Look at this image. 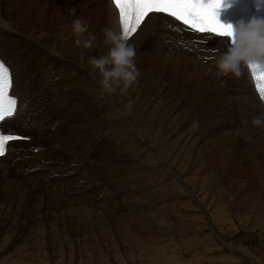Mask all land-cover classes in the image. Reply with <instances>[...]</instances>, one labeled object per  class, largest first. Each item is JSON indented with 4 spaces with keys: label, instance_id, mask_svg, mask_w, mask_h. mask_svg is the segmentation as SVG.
Wrapping results in <instances>:
<instances>
[{
    "label": "rangeland",
    "instance_id": "obj_1",
    "mask_svg": "<svg viewBox=\"0 0 264 264\" xmlns=\"http://www.w3.org/2000/svg\"><path fill=\"white\" fill-rule=\"evenodd\" d=\"M51 1L55 6V3L60 0ZM62 3L64 4L63 1ZM39 9L35 7L34 11ZM58 9L64 14L62 18L64 17L66 22L71 21L70 12L75 8L63 10L60 6ZM145 29L138 40L141 43H148V47L135 57L136 67L139 69L141 77L129 86L132 87V91L127 88L132 98L135 96L134 100H137L132 105L131 110L141 111L142 108L145 110L142 106H144L147 98L141 97L140 91L141 84L145 83L148 87L150 86L147 92L149 95L157 93V91L159 92L157 93L158 99L165 95L168 104L175 106L171 113L179 114V120L184 116L183 122L190 123V121L187 122V118L190 115L193 118V107L197 108L198 112L196 111V113L201 112L200 114L208 119L209 115L207 114L209 112L207 113V111L214 108L217 103L211 102L212 107L205 108L204 102L206 103L208 100H201L200 98L211 93L221 96L222 102L226 95L224 90L231 88L227 75H218L205 67L203 68L205 63L198 65L197 62L196 66L192 61L181 63L173 54L172 62H168V59L165 58L167 54L161 55L163 59L165 58V63L158 62L157 60L161 58L156 53V37H147L149 26ZM61 39L59 37V40ZM157 39L159 40V38ZM141 43L138 45L142 46ZM167 43L165 45H168ZM135 47L139 48L137 45ZM180 48L183 53L188 54L190 52L186 47ZM54 51L56 55L60 54V51L55 50V48ZM212 54L215 53L212 52ZM180 65L184 67L182 68ZM189 67L191 68L186 70ZM23 68L26 69L27 65ZM28 74L30 73L28 72ZM186 74L191 77L189 78ZM31 76L36 77L35 75ZM78 77L79 75L75 76L76 79ZM196 78L200 79L201 82ZM221 88L223 90H219ZM73 89L75 91L73 94L67 93V97L70 98L67 109L80 106L85 99L82 88V91L76 87ZM33 91L35 93L28 92L26 94V100L29 95H33L28 111L33 110V105L36 102L34 95L37 94L38 87H34ZM242 91L252 92L249 82L243 85ZM232 96L234 99L236 93ZM140 104L142 105L140 106ZM112 106H110L112 111L109 107L110 111H103V115L102 113L99 114L97 110L92 112L93 109H89L85 105H82V108H85L76 115H73L71 110L61 113L65 123L58 125L57 130L60 129V126L64 129L51 142L53 143L52 146L54 144L61 145L58 149L64 147L61 156L51 151L44 153L47 156L38 160L35 159L36 155L30 154L28 149L30 146L41 147L43 144L34 142L26 148L19 147L21 149L10 157V161L6 162L7 165H0V264H264V151L260 152V148L252 146L255 141H258L255 133L240 130L243 128L240 121L244 120L249 124V116L239 114L236 119L238 127H240L236 129V132H243V135L239 136L240 138L229 136L222 141L219 138L222 132L221 134L218 133L216 131L218 129L213 127L204 131L191 126L193 132L197 129L194 135L193 133L191 135L194 137L193 139L191 136L189 139L185 136L186 130L177 132L178 143L176 147L174 144L173 149L170 148L169 150L171 156H178L175 165L177 169L173 172L171 167L167 168L168 176L166 175L167 177L162 179L160 178L161 167L162 170L166 169L164 163L167 161L169 165L172 160L170 157L166 158V148L162 146L164 144H160L158 138L161 135L157 136L160 134V129L158 130L159 121L155 117L156 115L153 114L152 117L154 118L151 117L152 119H146V116L135 115L132 111L136 117L144 120V123L147 122L145 126L149 129L144 130L145 128L142 129L141 127L143 122H135V119L128 115L129 121L125 118L127 123L124 115L118 109L121 107H118L117 104ZM38 108L30 116L33 121L42 118L46 121H52L50 116L52 110L49 107ZM234 108L230 114L238 112L237 105ZM26 112L24 114L25 120L28 117ZM89 116H93L94 120H87ZM101 116L104 118L107 116V124L106 121H101L104 119ZM96 117L102 123L99 122L98 124L95 121ZM82 120L81 126L72 128L76 122ZM118 122L120 125L116 126ZM130 122H134L133 125ZM109 124L114 128L117 127L124 132L126 131V137L120 139L117 130H112L115 132L113 136ZM151 124L154 128L150 127ZM217 125L219 129L224 126L222 124ZM25 126V130L34 133L29 135L33 136L37 133L38 123L26 121ZM166 126L170 125L167 124ZM171 127H168L170 132L171 130L175 132L174 128L171 129ZM100 128H104V130L95 132ZM42 131L40 129V132ZM236 132L234 133L236 134ZM96 133H99L98 136ZM38 134L41 135V133ZM54 135H49L50 140L54 138ZM131 135L135 140L129 139ZM151 136L157 137L152 138ZM247 136L251 137L248 139ZM79 137H83L81 142H77ZM150 137L152 138L151 141ZM174 137L171 139L175 142ZM153 139L158 141L154 142ZM50 140L44 142L49 143ZM127 145H132V148L130 147V149ZM75 147L80 152L77 154V162L74 163L75 158L70 154ZM173 152H175L174 155L171 154ZM206 153L210 157L206 158ZM219 155L225 158L224 162L221 161L222 157ZM53 157L59 163V165L55 164L56 167L60 168L63 165L65 167L63 170H58L59 174L48 176L46 167L49 166L48 164L54 165V160L51 159ZM146 157L148 158L146 159ZM213 157L214 161L212 160ZM31 169L35 172L27 174V170ZM178 169H182L181 173ZM192 169L197 171L194 173ZM7 170H11L10 173L6 174L5 171ZM187 170L192 171L194 176L196 175L195 181L187 177ZM214 170H219L223 175L222 177L221 174H219L220 177L215 175L219 178L213 179L214 187L211 188L209 186L211 180L208 181L205 178L202 179L204 186H199L198 184L203 185L200 180L201 177L208 176V174L212 175ZM139 171L142 173L140 174ZM134 172L140 174V177L132 178L134 183L129 185V190L126 193L125 180L129 176L131 177ZM2 173L5 174L2 176ZM186 180L190 182L188 183ZM167 181L168 183H174V181L181 183H174L173 187H167L180 191V185H183V192L180 194L165 189L162 184ZM188 184L198 186L194 190H190L187 187ZM116 185L120 187L118 188ZM134 185L137 186L133 187ZM175 185H177L176 188ZM188 200H192L193 205H196H189L190 201L188 203ZM182 201H185V204ZM156 215L157 217H155ZM147 251L148 254H146Z\"/></svg>",
    "mask_w": 264,
    "mask_h": 264
},
{
    "label": "bare ground",
    "instance_id": "obj_2",
    "mask_svg": "<svg viewBox=\"0 0 264 264\" xmlns=\"http://www.w3.org/2000/svg\"><path fill=\"white\" fill-rule=\"evenodd\" d=\"M55 1H57V0H55ZM62 1L64 2L65 5L62 3ZM60 6L63 8V10H65L66 8H71V9L75 8V10H72V12H70L71 21L66 22L63 19L64 17L62 18V15H64V14H62V12L58 9V7L60 8ZM35 7L40 8V9L34 11ZM54 9H57V10H54ZM65 18H67V17H65ZM77 18L85 20L88 23V32L82 34V36H78L77 34L73 33V31L70 27L72 24V21L74 19H77ZM68 19H69V17H68ZM110 26H115L118 29L116 10L112 5L111 0H60L58 3H55V6L53 5V2L51 0H0V56L2 57L3 61H5L8 66H10L11 70L16 71L15 76H17V79H16L17 85L21 86L20 88H23V91H24L23 95L25 96V98H26V94L28 92L35 93V91H33V88L38 87L37 94L34 95L36 102L34 104L35 107L33 105V110L28 111L29 107L28 106L25 107L10 122L6 123L5 127L7 129H10V128L21 129V128H24L26 121L29 123H34V124L36 122V123H38V126H37L38 130H36V129L35 130L37 133H41V135L39 134V137L45 136V137H42L41 139H39L38 141L44 142V141H49V139L46 136H47V134H49L48 130L50 129L51 124H53L54 122L52 123V121H46V120H44V118L39 119L37 121H33L30 116H32L36 112L35 111L36 108L39 109L38 107L47 106L51 110L55 108L59 111H62L61 113L65 112L67 110H71L70 112L73 115H76V114H78V112L81 109L85 108V107L82 108V105H85L87 108L93 109L92 112H94V110H97L98 113L100 112L99 114L102 113V115H103V111H105V110L110 111L109 107L117 104L118 107L119 106L121 107L118 109L124 115L123 116L124 119L125 118L127 119V116L131 115V117H133L132 119H135V122L136 121L137 122L141 121V123L143 122L141 127H142V129L145 128L144 130L149 129L145 126V124L147 122L144 123V120L143 121L140 120L135 115H141L142 114V115L146 116V119H148V118H151L153 114H155L156 116L155 115L154 116L159 121L158 130L160 129V131H159L160 134H157V136L161 135L158 138L160 140V144H164L162 146L164 148H166L165 149L166 158L170 157V160H172V162L171 161L169 162L170 166L168 165L167 161L164 163V164H166L165 165L166 169L162 170V167H161L160 175L162 177L160 176V178H162V179L168 176L167 175V173H168L167 168L171 167L173 169L172 170L173 172L177 169L175 165H176V159L178 158V156H176V155L171 156L170 152H169L170 148L173 149L174 144L176 147V144L178 143L179 139H178V135L176 136L177 132L180 133L181 131L186 130L185 136H187V138L189 139L190 136L192 135V133L194 135V133L196 132V130L198 128H199V130L202 129L205 131V130H209L208 129L209 127H213L214 129H218V130H216L218 133L220 132V134H221V132H222L221 137H219L222 141L225 140V137H229V136H231L232 138L234 136L235 137H239V136L241 137L243 135L242 134L243 132H241V131H240L241 133L239 131L236 132V129L240 128V127H238V123L236 122V119L239 117V114L249 116V120H248L249 124H247V121H244V120L240 121V124H242V126H243V128L242 129L240 128V130H243V131L246 130L248 133H249V131H251L253 134L255 133V136H257V138H258V139H256V138L255 139L258 141L257 142L255 141V143L253 142L254 144H252V146L253 147L257 146L256 148H260V152L264 151V125L256 126V125H253L251 122L253 118L259 116L261 113H264V107H263L262 101L259 99V97L257 95L256 90L254 89V85H253V82L251 80L249 70L247 68L242 69L243 75L240 77H235L231 73L227 74V78L230 81L229 87H231V88L224 90L226 92V95L222 99V102H221V96L213 95L211 93L205 94V96L201 97L200 98L201 100H208L206 103L204 102L205 108L212 107L211 102L217 103V104L210 111L209 110L207 111V113L209 112V114L206 113L207 115H209L208 119L206 117L202 116L200 114L201 112L196 113V111L198 112V110L196 107H193V110H192L193 111V113H192L193 118L191 115L189 116V118H187V122L190 121V123H188V124L186 122H183L184 116H182V119H181L182 121H181V120H179L180 117H178L179 114L176 115L173 112L171 113V111H174L173 109L175 106H173L172 104L171 105L168 104V102L165 99V95H162L160 97L161 99L157 98V93H159L158 91H157V93L155 92V93H152L149 95L147 92L149 91L150 86L148 87L145 83L141 84L140 91H141V97H146L147 99L145 98L146 101L144 100L145 103H144V106H142L145 108V110H142L143 109L142 108L141 111L139 110L140 113L137 110H131L133 108L132 105H134L135 101H137V100H134L135 96H134V98H132V96L130 95V93L128 91V89L132 91V87H128V89L127 88L125 89L121 85L114 94L106 93L100 87L99 81L101 79V76L88 63V60L90 57H93V56L98 57V56L105 54L107 52L108 46H106L104 44L103 29L105 27H110ZM148 26H149V29H147L148 30L147 31V34H148L147 37H156L155 43L157 45V50H156L157 52L156 51L155 52L158 53L160 58H161L160 60H157L158 62L165 63V58L168 59V62H172L171 59H174V58H172V54H173V55L177 56V58L179 59V62H181V63L192 61L195 66L197 65V62H198V65H199V63H202V64L205 63V66H203V68L205 67V68H207V70L217 73L216 62H217L219 56L223 53L222 50H220V49L222 47H226V50H227L228 46H224V44L220 45L218 39H213V38H208V37L199 38V37H196L192 34L185 33L184 29L180 25H178L177 23L173 22L169 18L162 16V15L153 14V15L148 16L145 19V21L143 22L141 28L138 29L136 34L129 41L126 42L128 45H131L134 48V50L136 52V56H138V54L140 52H143L144 48L148 47V45H147L148 43L146 41L145 42L147 44L141 43L138 40V37L141 35V33L144 30H146L145 28H147ZM177 29H179V31ZM89 33L94 34L96 37V40L94 41V46L91 48H84V47L79 46V45L76 46V40L86 38ZM38 35H40V37H38ZM56 35H58L57 36L58 38L56 37ZM59 37L62 39L59 40ZM157 38H159L160 42H158L159 40ZM196 39H201V42L203 41L202 44L196 43ZM166 42H168L167 43L168 45H165ZM140 43L142 44V46L138 45ZM136 45L139 46V48H136L135 47ZM185 46L190 48V52H188V54L183 53L181 48H180V47L184 48ZM149 47L151 48V46H149ZM54 48H55V50L57 49L58 51H60V54L56 55ZM216 49H217V52L215 54H212L211 51L216 50ZM97 50H99V51H97ZM167 52H169V53H167ZM162 54H167L164 59L162 57L163 56ZM211 58H213V59H211ZM205 60H207V61H205ZM213 61H215V62L212 63ZM25 65H27L26 69L23 68ZM180 66L182 67V65H180ZM55 67H56V69H55ZM190 68L191 67L187 68L186 70H188ZM28 72L30 74H28ZM31 75H35L36 77L31 76ZM77 75H79V77L76 79L75 76H77ZM155 75H156V73H155ZM186 75H188V74H186ZM140 77L141 76L139 75L137 81L139 80ZM190 77L191 76H189V78ZM232 77H233V79H232ZM142 79H144V78H142ZM157 79H159V78H157ZM191 80H192V78H191ZM196 80L201 82L200 79L196 78ZM145 81H147V79H145ZM183 81H184V79H183ZM141 82H142V80H141ZM248 82L250 83V88L252 91L251 93H247V92L242 91L243 85L247 84ZM147 83H149V81H147ZM74 87H76V89H80L81 91L83 89L85 99L81 102L82 105L79 102L80 106L78 104H76L78 106L73 107L72 109H67V105H68L67 103L70 102V98L67 97V93L73 94L75 92L73 89ZM195 90H197V89L195 88ZM207 90H209V89L207 88ZM219 90H223V89L221 88ZM231 90H232V94H231ZM20 91H21V89H20ZM140 91H137V92L140 93ZM137 92H136V94H137ZM189 92H191V91L189 90ZM83 93L81 92L82 95H83ZM235 93H236V96L233 99L232 95H235ZM21 94H22V92H21ZM24 96L21 95V100L23 99ZM222 97H223V95H222ZM22 102H24V101H22ZM106 103H108V104H106ZM141 105L142 104H140V106ZM192 105H194V104H192ZM236 105L239 109L238 112H233V114H230V113H232L233 109H235L234 107ZM115 109H117V108H115ZM26 110H27V112H26ZM205 110H207V109H205ZM236 110H237V108H236ZM111 111H112V108H111ZM132 111H134L135 115L132 113ZM25 112L28 113L27 120L24 119ZM115 112H113V113H115ZM95 113H96V111H95ZM105 115H106V113H105ZM203 115H204V113H203ZM101 117H103V116H101ZM88 118L89 119H87V120H91V119L94 120L93 116H89ZM152 118H154V117H152ZM126 119H125V121H126ZM101 121L102 122L108 121L107 116L104 119H101ZM101 121L98 120L97 121L98 124ZM80 122H83V120L76 122V124L73 125L72 128L75 129L76 126H78V127L81 126ZM133 123H131V124L133 125ZM233 123H235V124H233ZM152 124L150 127H152ZM155 124H156V122H155ZM167 124H169L170 126H166ZM186 124H187V127L185 126ZM215 124H216V126H214ZM217 124H222L224 126L222 127V129H219V128H217V126H218ZM110 125L111 124H109V126ZM117 125L118 126L120 125L119 122L116 123V126ZM138 125H139V123H138ZM171 125H172V127H171ZM191 126H195L196 128L197 127L198 128L196 130L194 129L195 132H193V128ZM168 127H171V129L174 128L175 132H173L172 130L170 132V129ZM104 128H100L99 130L97 129L95 132H100V131L104 130ZM130 128H131V126H130ZM152 128H154V127H152ZM40 129H42L43 131L40 132ZM63 129L64 128L62 126H60L59 130L56 129V132H55L56 136L55 137H58L62 133ZM109 129H111V134L113 136L115 133L113 131L117 130L116 132H118L120 134V137H121V138L119 137L120 139H123L124 137H126V135H125L126 131L124 132L121 129H119L117 127L114 128L112 126H110ZM90 130H92V129H90ZM153 130H156V129H153ZM30 132H32V131H30ZM234 132H236V134ZM150 133L154 134L155 132H150ZM98 134H97V136H98ZM111 134H109V135H111ZM23 136H25V135H23ZM131 136L129 137V139L132 141L134 138H133V136L132 137ZM157 136H154V137L151 136V137L156 138ZM174 136H176V137H174ZM127 137H128V135H127ZM171 137L175 138V142L172 141ZM183 137H180V138H183ZM191 137H192L191 139L194 138L193 136H191ZM249 137H251V136H247L248 139H249ZM82 138L79 137V141H77V142H81ZM152 138L150 139V141L152 140ZM157 139L156 140L153 139L154 142H157L158 141ZM236 140H237V138H236ZM124 143H123V145H124ZM52 144L53 143H51L50 146H52ZM131 144H132V142H131ZM165 144H168V145H165ZM30 145L31 144H27V143H15V142L10 143V147H12L13 154H15L16 152H18L21 149V148L19 149V147L26 148ZM55 145L56 144H54L53 146H55ZM191 145H193V143H191ZM131 146L132 145H130L128 147L130 148ZM246 146H248V145H246ZM178 147H179V145H178ZM210 147H212V146L210 145ZM135 148H137V146ZM135 148H133V149H135ZM208 149H206V151ZM247 149H249V148H247ZM79 152H80V150L76 147L71 151L70 156L73 155V157L75 158L74 163L77 162L76 158H77V154ZM207 152H209V151H207ZM251 152H252V149H251ZM13 154H11V156ZM41 154H37L35 156L36 157L35 159L38 160L44 156H47L44 153H41ZM171 154L174 155L175 152H173ZM164 155H165V153H164ZM206 155H207V157H206ZM206 155H205L206 158L210 157L207 153H206ZM219 156H221V155H219ZM214 157L212 158V160L214 159ZM147 158L148 157H146V159ZM201 158L203 159V157H201ZM51 159L56 160V159H54V157ZM155 160L157 161V159H155ZM2 161L3 160H0V164ZM143 161H146V160H143ZM221 161L224 162L225 158L222 157ZM179 162H178V164H179ZM222 162H220V164H223ZM55 164L49 165L46 167V169L48 171V176L52 175V174H56V173L59 174L58 170H63L65 167L63 165L62 167L58 168V166L56 167ZM57 164L59 165V163H57ZM178 166H180V165H178ZM219 166H217V167L219 168ZM67 167H66V169H67ZM223 167H225L224 164H223ZM68 168H70V166ZM158 169L160 170V168H158ZM169 170L171 171V169H169ZM181 170L182 169H178V171H180V173H181ZM219 170L218 171L214 170V173L212 175L208 174V176H202L200 179L201 182L203 183V180H202L203 178H205V180H208V181L211 180L209 186L211 188L214 187V184L212 182L213 179H218L220 177L219 174H221V177L223 176L222 173L219 172ZM178 171H176V172L178 173ZM189 171L190 170H187V172H188L187 177L191 178L192 181L193 180L195 181L196 175L194 176L192 174L193 173L192 171H194V173H195V171H197V170L192 169L191 172H189ZM127 172H131V171H127ZM208 172L209 171L207 170V173ZM141 173L142 172H140V174ZM205 173H206V171H205ZM224 173H225V171H224ZM129 174L130 173H128V175ZM139 175H138V173L135 174V172H134L131 175V177L129 176L130 178L127 176L128 179L125 180V184H124V186L126 188L125 189L126 193L129 190L128 189V187H130L129 185L134 183L132 181L134 179H132V178L140 177ZM215 175H218L219 177L217 178ZM122 178L125 179V177H122ZM189 178H185V179H189ZM189 180H186V181L189 183L190 182ZM168 181L165 182L164 184H162L165 189L173 191V192H179L180 194L183 192V187H182L183 185H180L181 190L179 189L180 191H178L177 189H172V188L167 187V186L173 187V184L175 183V181H174V183H168ZM171 181H172V179H171ZM175 184H181V183H175ZM196 184H190V185L188 184L189 186H187V187L190 190H194L198 185L201 187L204 186V183H203V185H201V184L196 185ZM215 184H216V182H215ZM162 185H161V187H162ZM136 186L134 185L133 187H136ZM176 187H177V185H175V188ZM121 188H122V185H121ZM114 191H116V189H114ZM183 194H185V193H183ZM191 199H193V198H191ZM189 201L190 200H188L187 202L189 203ZM184 202L182 201V203H184ZM221 204L222 203H220V205ZM178 205H180V204H178ZM189 205L194 206L196 204L193 205V201L191 200ZM155 217H157V215ZM158 221L160 222L159 219H158ZM162 222H164V221H162ZM142 241H144V240H142ZM165 242H164V244H165ZM139 248H141V247H139ZM164 248H162V249H164ZM150 249H151V247H150ZM157 249L159 250L160 248H157ZM164 251H166V250H164ZM162 253H163V251H162ZM141 254H143V253H141ZM146 254H148V251Z\"/></svg>",
    "mask_w": 264,
    "mask_h": 264
},
{
    "label": "clouds",
    "instance_id": "obj_3",
    "mask_svg": "<svg viewBox=\"0 0 264 264\" xmlns=\"http://www.w3.org/2000/svg\"><path fill=\"white\" fill-rule=\"evenodd\" d=\"M230 25V46L223 52L217 62V74L231 73L235 77L243 75V68L257 75L264 74V19L253 17L247 22L239 21ZM73 33L78 36L88 32V23L74 19L71 24ZM104 44L108 46L105 54L90 57L88 63L96 70L101 79L100 87L108 94H114L122 85L128 88L137 81L140 72L136 67V52L127 39L115 26L103 29ZM96 37L89 33L86 38L77 39L76 44L84 48L94 46ZM256 126L264 125V113L252 119Z\"/></svg>",
    "mask_w": 264,
    "mask_h": 264
},
{
    "label": "snow or ice",
    "instance_id": "obj_4",
    "mask_svg": "<svg viewBox=\"0 0 264 264\" xmlns=\"http://www.w3.org/2000/svg\"><path fill=\"white\" fill-rule=\"evenodd\" d=\"M260 3L261 0H257V7ZM112 4L118 13L120 32L126 38L132 37L151 13L166 14L195 33L230 38V25L218 19L224 0H112ZM251 80L259 99L264 102V74L252 72ZM13 86L14 74L10 66L0 60V123L19 111L18 97L12 94ZM19 139L22 137L0 130V156L5 155L11 141Z\"/></svg>",
    "mask_w": 264,
    "mask_h": 264
}]
</instances>
